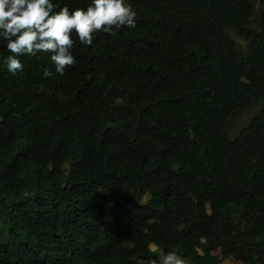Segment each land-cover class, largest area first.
I'll use <instances>...</instances> for the list:
<instances>
[{
	"label": "trees",
	"instance_id": "trees-1",
	"mask_svg": "<svg viewBox=\"0 0 264 264\" xmlns=\"http://www.w3.org/2000/svg\"><path fill=\"white\" fill-rule=\"evenodd\" d=\"M126 2L63 75L0 37V264H264V0Z\"/></svg>",
	"mask_w": 264,
	"mask_h": 264
},
{
	"label": "clouds",
	"instance_id": "clouds-1",
	"mask_svg": "<svg viewBox=\"0 0 264 264\" xmlns=\"http://www.w3.org/2000/svg\"><path fill=\"white\" fill-rule=\"evenodd\" d=\"M57 9H59L57 11ZM137 13L126 0H91L87 9L71 12L67 5L60 7L52 0H0V37L11 53L5 57L7 70L13 75L22 72L20 56L50 54L56 73L64 74L66 67L76 63L72 54L75 41L73 31L81 44L91 46L99 32L115 35L114 29L135 28ZM53 73L45 68L43 76ZM114 103H121L116 97ZM146 264H157L149 259ZM159 264H186L177 252L164 254Z\"/></svg>",
	"mask_w": 264,
	"mask_h": 264
},
{
	"label": "rangeland",
	"instance_id": "rangeland-1",
	"mask_svg": "<svg viewBox=\"0 0 264 264\" xmlns=\"http://www.w3.org/2000/svg\"><path fill=\"white\" fill-rule=\"evenodd\" d=\"M257 8H258V2L257 0H255ZM236 40L239 42V44L243 45L244 43H241V40L239 38H236ZM256 112L255 108H251L246 112H243L239 115H237L234 119L233 122L231 124V129L229 131L230 136L234 137L238 134L239 130L242 129L244 126H246L248 124V122L251 120L252 116L254 115V113ZM148 199V196H144L141 199V202H146V200ZM151 247L153 249H155L154 245H151ZM161 259L163 257V255H160Z\"/></svg>",
	"mask_w": 264,
	"mask_h": 264
},
{
	"label": "crops",
	"instance_id": "crops-1",
	"mask_svg": "<svg viewBox=\"0 0 264 264\" xmlns=\"http://www.w3.org/2000/svg\"><path fill=\"white\" fill-rule=\"evenodd\" d=\"M211 254L214 256L217 255L218 257H220V254H221L220 249L213 251ZM221 264H243V262L239 259H234L232 257H229V258L223 259Z\"/></svg>",
	"mask_w": 264,
	"mask_h": 264
}]
</instances>
